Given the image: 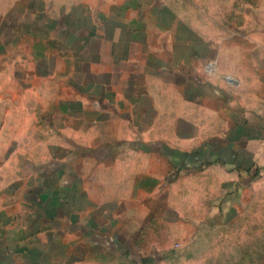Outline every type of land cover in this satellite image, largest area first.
<instances>
[{"label": "crops", "instance_id": "obj_1", "mask_svg": "<svg viewBox=\"0 0 264 264\" xmlns=\"http://www.w3.org/2000/svg\"><path fill=\"white\" fill-rule=\"evenodd\" d=\"M184 5L0 0V264L140 261L192 166L261 159L264 48Z\"/></svg>", "mask_w": 264, "mask_h": 264}, {"label": "rangeland", "instance_id": "obj_2", "mask_svg": "<svg viewBox=\"0 0 264 264\" xmlns=\"http://www.w3.org/2000/svg\"><path fill=\"white\" fill-rule=\"evenodd\" d=\"M180 1L183 13L195 9L191 19L223 44L236 39L239 47L264 48V0ZM263 156L192 166L168 199L174 210L145 216L163 244L143 246L132 264H264Z\"/></svg>", "mask_w": 264, "mask_h": 264}]
</instances>
